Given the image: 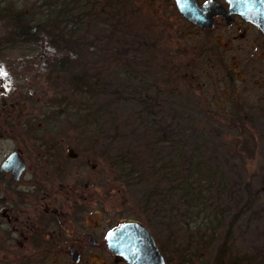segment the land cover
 I'll use <instances>...</instances> for the list:
<instances>
[{
  "label": "rangeland",
  "instance_id": "rangeland-1",
  "mask_svg": "<svg viewBox=\"0 0 264 264\" xmlns=\"http://www.w3.org/2000/svg\"><path fill=\"white\" fill-rule=\"evenodd\" d=\"M32 1L16 2L28 12ZM89 1L77 30L80 40L92 46L69 73L59 72L56 78L39 72L36 57L44 39L13 43L12 67L28 77L41 99L63 103L60 113L50 114L53 119L48 121L57 125L56 132L76 134L74 146L96 162L95 169L82 167L84 174H91L92 195L110 196L112 203L120 202L118 208L138 202L140 213H148L142 201L149 197L157 212L151 229L166 247L171 264H213L230 219L249 190L256 199L252 213L237 216L227 242L235 255L261 245L264 123L219 122L213 112L220 109L211 101L212 92L204 89L209 90L208 83L223 68L207 61L210 53L201 35L180 15L174 0ZM82 66L92 85L72 93L68 74L79 73ZM193 155L214 175L215 209L225 216L218 235L213 240L201 237L199 245L189 237L196 230L182 228L170 210L175 202L169 187L178 178H160L152 166L160 160L181 172ZM79 159L72 162L78 165ZM132 162L138 173L130 176L125 171ZM158 191L167 196L166 201L161 197L162 204Z\"/></svg>",
  "mask_w": 264,
  "mask_h": 264
},
{
  "label": "flooded vegetation",
  "instance_id": "flooded-vegetation-1",
  "mask_svg": "<svg viewBox=\"0 0 264 264\" xmlns=\"http://www.w3.org/2000/svg\"><path fill=\"white\" fill-rule=\"evenodd\" d=\"M12 1L0 0V264H128L108 245L109 233L128 221L144 226L171 264L151 229L157 212L149 197L142 201L148 213H140L138 202L118 208L110 196H93L82 167L96 162L74 146L76 134L56 132L48 121L63 103L41 99L28 77L15 73L12 26L1 19ZM196 2L210 25L182 17L201 35L207 61L223 68L204 89L221 114L213 113L220 123H264V33L228 0Z\"/></svg>",
  "mask_w": 264,
  "mask_h": 264
},
{
  "label": "trees",
  "instance_id": "trees-1",
  "mask_svg": "<svg viewBox=\"0 0 264 264\" xmlns=\"http://www.w3.org/2000/svg\"><path fill=\"white\" fill-rule=\"evenodd\" d=\"M13 4L11 12L4 11L1 19L12 26L14 44L26 41L38 43L40 39H44V47L36 57L40 63L39 72L45 70L47 75L54 74L53 77L56 78L59 76V72L69 73L68 71L74 68V64L78 62L77 59L91 48L90 42L84 43L80 40V30H77L79 21H82L79 19L84 14V7L90 5L89 0H33L27 7V9L29 8L28 12L26 8L20 7L19 3L14 1ZM57 13L59 16H56ZM37 14L40 19L34 18ZM85 67L82 66L81 71L75 75L68 74L67 82L73 86L72 93L76 90L79 92L89 90L92 85H89V78L84 74ZM80 85L82 89H79ZM84 86L87 88L84 89ZM139 112L143 111L140 110ZM198 159L200 158L193 155V158L186 163L188 165L181 172L174 165L161 163L160 160L152 165L157 169L156 173L159 174L160 178H178L169 187L175 202L170 210L175 213L176 220L182 228L196 230L193 235L189 234V237H193L192 240L197 245H199L201 237L209 236L212 239L213 236H217L221 227L220 221L225 219L224 214L215 209L213 193L217 187L214 185V175L207 168L208 166H199ZM135 163L132 162L133 165H127L128 169L125 173H129L130 176L136 175L138 171L134 170ZM120 173L123 174V170ZM246 186L249 187L248 184ZM157 195L161 199V195L165 194L158 191ZM166 198L167 196L162 197L165 201ZM162 199L160 200L161 204ZM255 203V195H251L249 190H246V200L241 206L238 204L237 211L231 217L219 243V251L213 259V264H264V220L263 229L259 236L261 245L251 247L250 250H246L241 255H235L231 243L227 242V239H231L229 236L231 226L237 221V216H241L243 213L247 215ZM185 214L187 216H184ZM189 243L192 242L189 241Z\"/></svg>",
  "mask_w": 264,
  "mask_h": 264
},
{
  "label": "water",
  "instance_id": "water-1",
  "mask_svg": "<svg viewBox=\"0 0 264 264\" xmlns=\"http://www.w3.org/2000/svg\"><path fill=\"white\" fill-rule=\"evenodd\" d=\"M231 9L243 18L256 24L264 33V0H228ZM179 13L193 23L209 26L210 16H202V8L196 0H174ZM207 2L204 7H211ZM108 245L123 255L128 264H164L162 256L148 230L140 223L128 221L120 224L109 233Z\"/></svg>",
  "mask_w": 264,
  "mask_h": 264
}]
</instances>
